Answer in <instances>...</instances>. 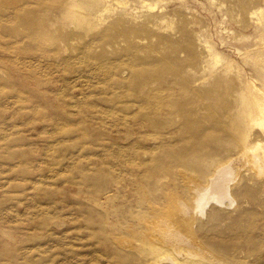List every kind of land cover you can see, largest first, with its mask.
<instances>
[{
  "label": "rangeland",
  "instance_id": "rangeland-1",
  "mask_svg": "<svg viewBox=\"0 0 264 264\" xmlns=\"http://www.w3.org/2000/svg\"><path fill=\"white\" fill-rule=\"evenodd\" d=\"M263 95L264 0H0V264H145L183 174L201 244L264 264Z\"/></svg>",
  "mask_w": 264,
  "mask_h": 264
},
{
  "label": "bare ground",
  "instance_id": "bare-ground-1",
  "mask_svg": "<svg viewBox=\"0 0 264 264\" xmlns=\"http://www.w3.org/2000/svg\"><path fill=\"white\" fill-rule=\"evenodd\" d=\"M255 103H256L257 110H258V115L255 118H253L252 123L257 125L258 128L260 127L259 129L260 130L262 129V131L264 132V95H263V98L261 100L256 99ZM197 152L199 153V151H197ZM262 156H263V151L261 152L260 157H262ZM196 162H198V161H196ZM199 163H198V166L200 165ZM194 165H196V164H194ZM199 169H200V167H199ZM183 176H184L183 178H184V182H185V187L189 193H192L191 197L194 196L192 198V202L196 204L197 209H198V207L201 208V207L205 206L203 204L204 203L203 197L199 195L200 191L204 188V186H202L203 184H201V182L198 181L197 178L194 177L195 175H193V174L191 177H189L190 175L188 176L186 174H183ZM230 179H228L227 182H223V184L229 183L231 181ZM205 183L207 184V182H205ZM206 184H205V186H206ZM208 184L210 185V191L213 190L214 191L213 193H215L217 196V197L215 196L217 199L216 201H219L221 198H223L225 196V193L223 192L224 187L221 186L223 184H221L219 181H208ZM167 187L169 188V185ZM168 188H165V189H168ZM207 188H208V186H207ZM205 190H207V189L205 188ZM208 191H209V189H208ZM225 192H226V190H225ZM203 193H205V192H203ZM145 195L147 196V194H145ZM174 195L175 194H173L172 196H169V198H168L169 200L166 197L164 198V199H167L169 201L168 206H166V208H164V210H161V212L159 214H156V216L154 217V219L151 220V222H146V221H145L146 223L144 222V224L146 225V231L148 232V234H150V239H151L150 245L147 246V245L143 244V247L141 249V253L144 254L145 258H147V262L146 261H144V262H146L147 264H162L163 259H166V257H168V258H171L173 260L174 264H222L219 257L217 258L215 255L211 254L209 252V250H207L206 247H204L205 245L203 246V244H201V242L196 237L195 232L193 231V227H194L195 220H196L194 218V217H196V216H194V213L197 212V209L194 210L195 211L194 213L192 212V209H191V211L189 209L188 211L192 212L193 216H194L193 217L192 214H190V217H189L188 213H187L188 208H186V206L184 204L185 203L184 199H183L184 203H182L180 200H178L176 198V195L175 196ZM210 197H213V196H210ZM179 198H181V197L179 196ZM195 198H196V200H195ZM210 199H212V198H210ZM189 200H188V203L190 204ZM148 202H149V200H148ZM153 202H154V200H153ZM192 202H191V204H192ZM145 204L146 203H144V205ZM147 207L149 208V206H147ZM164 207H165V205H164ZM150 208H152V205ZM155 208H157V207H155ZM162 208H163V206H162ZM194 208H195V205H194ZM155 210L156 209H154L153 211L155 212ZM158 210L160 211V209H158ZM198 210H200V209H198ZM198 212L201 213L200 211H198ZM203 213H204V211H203ZM201 214H200V216H201ZM123 240L121 242L122 243L121 245H126V244L129 245V243H127L128 241L126 242L125 240L124 241ZM141 253H139V254L141 255Z\"/></svg>",
  "mask_w": 264,
  "mask_h": 264
}]
</instances>
